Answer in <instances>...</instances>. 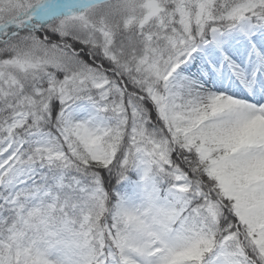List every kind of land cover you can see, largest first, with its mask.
<instances>
[{"label": "snow or ice", "instance_id": "obj_1", "mask_svg": "<svg viewBox=\"0 0 264 264\" xmlns=\"http://www.w3.org/2000/svg\"><path fill=\"white\" fill-rule=\"evenodd\" d=\"M0 264H264V0H0Z\"/></svg>", "mask_w": 264, "mask_h": 264}]
</instances>
